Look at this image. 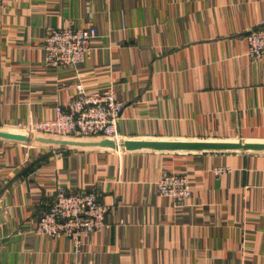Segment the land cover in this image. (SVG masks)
I'll use <instances>...</instances> for the list:
<instances>
[{
	"label": "crops",
	"instance_id": "crops-1",
	"mask_svg": "<svg viewBox=\"0 0 264 264\" xmlns=\"http://www.w3.org/2000/svg\"><path fill=\"white\" fill-rule=\"evenodd\" d=\"M263 21L264 0H2L0 264H264V149L7 131L51 119L81 83L124 103V144H264V58L246 39ZM68 24L96 30L90 55L46 66V32ZM170 172L187 178L186 199L157 193ZM59 187L93 189L108 207L79 247L33 231Z\"/></svg>",
	"mask_w": 264,
	"mask_h": 264
},
{
	"label": "built area",
	"instance_id": "built-area-1",
	"mask_svg": "<svg viewBox=\"0 0 264 264\" xmlns=\"http://www.w3.org/2000/svg\"><path fill=\"white\" fill-rule=\"evenodd\" d=\"M2 0H0L1 2ZM97 36L91 27L68 24L49 29L43 38V63L57 67L83 62L91 51L90 43ZM248 55L258 60L264 58V21L246 35ZM74 95L55 107L51 119L28 122L20 126L28 135L43 134L55 137H103L121 141L117 131L120 112L124 103L119 101L112 89L86 90L76 83ZM222 169L215 170L216 173ZM156 191L161 196L182 201L190 195L187 178L178 173H166L156 181ZM108 207L97 191L55 190L46 210L36 221L33 231L51 237L65 236L76 247L82 236L101 231L106 223Z\"/></svg>",
	"mask_w": 264,
	"mask_h": 264
},
{
	"label": "water",
	"instance_id": "water-1",
	"mask_svg": "<svg viewBox=\"0 0 264 264\" xmlns=\"http://www.w3.org/2000/svg\"><path fill=\"white\" fill-rule=\"evenodd\" d=\"M249 31L246 33L248 34ZM2 135V134H0ZM11 138L15 139H26L30 141V138L27 136H21L16 134H10ZM101 145L111 146V147H140V146H151L155 148H165V149H207V150H229V149H264V144H243L240 142H231V143H156V142H128L123 143V141H111L105 140L100 142Z\"/></svg>",
	"mask_w": 264,
	"mask_h": 264
},
{
	"label": "rangeland",
	"instance_id": "rangeland-1",
	"mask_svg": "<svg viewBox=\"0 0 264 264\" xmlns=\"http://www.w3.org/2000/svg\"><path fill=\"white\" fill-rule=\"evenodd\" d=\"M5 130H7V129H5ZM7 131H11L10 133H12V134H16V135H21V136H25V135H27L28 136V134L26 133V131H23L22 129L21 130H7ZM40 135H43V134H40ZM240 143H243V144H261V141H242V142H240ZM250 151H258L259 149H249Z\"/></svg>",
	"mask_w": 264,
	"mask_h": 264
}]
</instances>
